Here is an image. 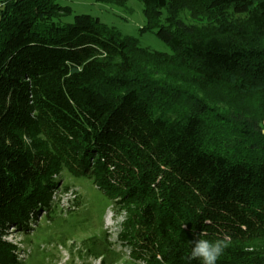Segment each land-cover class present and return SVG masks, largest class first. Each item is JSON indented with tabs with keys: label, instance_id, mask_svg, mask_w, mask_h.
I'll return each mask as SVG.
<instances>
[{
	"label": "trees",
	"instance_id": "obj_1",
	"mask_svg": "<svg viewBox=\"0 0 264 264\" xmlns=\"http://www.w3.org/2000/svg\"><path fill=\"white\" fill-rule=\"evenodd\" d=\"M139 1L173 54L88 14L63 23L57 0H0V264L27 263L12 232L60 225L65 172L125 215L135 264H264V0L185 1L245 17L222 28Z\"/></svg>",
	"mask_w": 264,
	"mask_h": 264
},
{
	"label": "rangeland",
	"instance_id": "obj_2",
	"mask_svg": "<svg viewBox=\"0 0 264 264\" xmlns=\"http://www.w3.org/2000/svg\"><path fill=\"white\" fill-rule=\"evenodd\" d=\"M185 1L170 0L169 8L164 11L165 16H176L187 25L221 28L223 24L238 26L245 19L232 11L213 15ZM57 3L72 9L71 15L62 18L63 23H72L76 15L88 14L100 18L122 36L135 38L142 47L165 55L173 54L171 48L156 35V26L150 29L144 4L139 0H57ZM226 107V102L218 106L219 109ZM62 178V183L70 186L71 190L61 196L56 211L55 217L61 221L60 225L49 228L41 214V227L30 232V243L17 232H12L6 238L18 247L19 259L25 260V264H82L87 249L95 240L122 254L123 258L117 264H135L133 258H129L130 247L119 239L125 215L117 217L112 203L90 180L74 177L67 172L63 173ZM75 197L78 206L72 203ZM86 261L99 264L94 258Z\"/></svg>",
	"mask_w": 264,
	"mask_h": 264
},
{
	"label": "built area",
	"instance_id": "obj_3",
	"mask_svg": "<svg viewBox=\"0 0 264 264\" xmlns=\"http://www.w3.org/2000/svg\"><path fill=\"white\" fill-rule=\"evenodd\" d=\"M142 264H144V263H142Z\"/></svg>",
	"mask_w": 264,
	"mask_h": 264
}]
</instances>
